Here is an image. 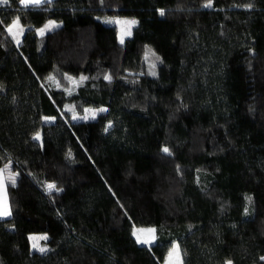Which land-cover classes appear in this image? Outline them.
<instances>
[{
    "label": "trees",
    "instance_id": "trees-1",
    "mask_svg": "<svg viewBox=\"0 0 264 264\" xmlns=\"http://www.w3.org/2000/svg\"><path fill=\"white\" fill-rule=\"evenodd\" d=\"M103 15L137 23L119 41ZM65 74L86 78L69 95L45 82ZM65 102L105 110L71 120ZM7 165L0 264H161L174 242L182 264H264V0L0 4Z\"/></svg>",
    "mask_w": 264,
    "mask_h": 264
},
{
    "label": "rangeland",
    "instance_id": "rangeland-1",
    "mask_svg": "<svg viewBox=\"0 0 264 264\" xmlns=\"http://www.w3.org/2000/svg\"><path fill=\"white\" fill-rule=\"evenodd\" d=\"M42 0H40L41 2ZM31 3V2H30ZM156 11H150L149 13L153 14ZM101 20L107 24H112L116 26L117 29V36L119 41H123L126 37H128L131 34L132 28L137 23V18L134 16H119V15H103L100 16ZM132 21H135V23H131ZM55 23V25H54ZM60 22L56 20H48L46 24H44L43 28L38 30V35L47 32L54 28V26L59 25ZM26 26L20 24V22L17 19H14L13 22H10L6 29L9 32V34L14 38V40L21 39L22 33L24 32ZM86 78L85 74H79L77 76L73 75H67L65 74V80L67 82L66 86H62V84L58 81V79L53 75H48L46 77V84L55 87V88H62L64 89L65 93L67 95L73 93L76 91L79 85L82 84L84 79ZM64 110L69 112L70 119L71 120H89L94 118L98 113L105 110V107H93V106H86L81 112H78L74 106L69 103L65 102L63 105ZM47 120H52V117L46 118ZM35 136L37 138L40 137V133H35ZM7 169V176L8 179H12L14 177L13 171L9 168V165L5 167ZM50 185V184H49ZM51 193L55 192L54 187L49 189ZM144 230V231H141ZM153 230V231H148ZM132 233L135 237H139L141 241H148L147 243H151L155 239V228L152 225L149 226H136L133 225L132 227ZM29 241H30V247L32 250H37L39 252H44L48 249L45 241L48 238V234L46 232H30L28 234ZM42 237H46V239H42ZM143 243V242H142ZM173 249L177 251L174 252L173 249H171L168 258L164 264H182L181 263V256L179 254V246L177 242L173 243ZM40 249H44V251H40ZM163 264V262L161 263Z\"/></svg>",
    "mask_w": 264,
    "mask_h": 264
},
{
    "label": "crops",
    "instance_id": "crops-1",
    "mask_svg": "<svg viewBox=\"0 0 264 264\" xmlns=\"http://www.w3.org/2000/svg\"><path fill=\"white\" fill-rule=\"evenodd\" d=\"M43 1V0H42ZM24 4V3H23ZM30 4H37V3H28V4H24V5H30ZM14 21V19L11 21V22H13ZM44 24H46V22L44 23ZM44 24L42 25V26H40V27H37V28H35V33L38 35V30L39 29H41V28H43V26H44ZM54 25H55V23H54ZM55 27V26H54ZM41 35V34H40ZM16 41V43H18L19 42V40H15ZM7 180H9L8 179V176H7V169L6 168H2V167H0V213H3V212H7L8 214L7 215H4V214H0V218H4V217H7V216H9V214H10V210H9V205H8V199H7V191H6V182H7ZM11 180V179H10ZM134 235V234H133ZM135 237V236H134ZM136 238V240H137V237H135ZM138 241V240H137ZM153 242V241H152ZM139 243H142V242H139ZM143 244H150V243H143ZM174 245L172 244L170 247H169V249H168V251H167V253H166V255H165V258H164V260H163V264L166 262V260H167V258H168V255H169V253H170V251H171V249H173L174 247H173ZM174 250V252H176V254H177V251L175 250V249H173ZM179 254H180V250H179ZM181 256V255H180ZM181 263H182V261H181Z\"/></svg>",
    "mask_w": 264,
    "mask_h": 264
},
{
    "label": "snow or ice",
    "instance_id": "snow-or-ice-1",
    "mask_svg": "<svg viewBox=\"0 0 264 264\" xmlns=\"http://www.w3.org/2000/svg\"><path fill=\"white\" fill-rule=\"evenodd\" d=\"M21 2L24 3V4H28L30 2L31 3H39L40 0H21ZM6 3H8V0H0V4H6ZM161 14H163V13H161ZM131 23H135V21H132ZM164 151L167 152L168 149L165 148ZM48 187H49V189H51V188L54 187V185H48ZM0 214L7 215L8 213L5 211V212L0 213ZM141 231H144V230H141ZM148 231H153V230H148ZM42 239H46V237H42ZM137 240H138V242H143V243H147L148 242L146 240L145 241H141L139 237H137ZM40 251H44V249H40Z\"/></svg>",
    "mask_w": 264,
    "mask_h": 264
}]
</instances>
